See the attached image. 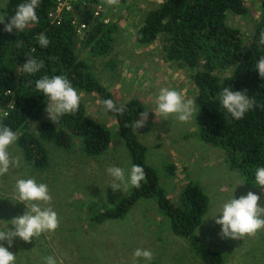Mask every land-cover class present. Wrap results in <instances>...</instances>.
<instances>
[{"label": "trees", "instance_id": "obj_1", "mask_svg": "<svg viewBox=\"0 0 264 264\" xmlns=\"http://www.w3.org/2000/svg\"><path fill=\"white\" fill-rule=\"evenodd\" d=\"M25 0H5L0 15L5 23L15 13L17 5ZM80 18L87 22V29L78 34L69 13L52 21L49 13L55 9V0H40L36 9L38 23H30L24 31H4L0 23V108L4 116L0 124L15 131L16 141L23 158L36 169L49 164L47 144L60 149L71 147L73 134L82 141L88 155L103 153L110 144V129L88 117L80 102L79 110L59 117L57 124L44 118L47 97L36 89V80L48 75H64L76 90L96 92L102 104L112 99L117 106L124 105L123 115L106 110L117 123V134L130 157V165H141L147 182L130 192L105 210L92 211V223L124 217L141 198L156 199L159 210L169 221L171 231L188 240L200 256L202 264H225L223 255L203 246L195 237V230L202 224L208 209L209 196L193 180H188L176 201L170 200L159 183L156 170L146 162V146L141 143L133 127L140 113L147 111L146 104L138 97L119 103L105 85L91 71V64L81 57L85 50L91 57H108L113 45L118 43L121 32L116 19L110 15L105 23L94 15L98 2L104 0H79ZM260 15L253 23L249 42L241 30L229 24L227 13L247 15L245 0H162L148 9L137 27L134 40L138 45H149L160 39L162 58L176 68L189 73L197 94L194 98L197 111L193 134L206 143L221 148L227 163L237 169L247 182L255 183V170L264 167V78L256 68L264 55V45L259 44L264 31V0L260 1ZM76 13V12H75ZM44 33L50 40L42 48L37 40ZM22 47H17V42ZM28 57L44 61V67L35 74L25 73L22 65ZM92 59V58H91ZM115 65L116 61L114 60ZM112 57L104 62L114 67ZM245 92L255 101L253 109L242 119H233L220 104L223 88ZM230 121V122H228ZM35 126L39 132L30 130Z\"/></svg>", "mask_w": 264, "mask_h": 264}, {"label": "rangeland", "instance_id": "obj_2", "mask_svg": "<svg viewBox=\"0 0 264 264\" xmlns=\"http://www.w3.org/2000/svg\"><path fill=\"white\" fill-rule=\"evenodd\" d=\"M4 1L0 0V6ZM161 1L120 0L118 6H105V11L118 21L121 29L117 31L118 43L113 45L108 57L91 59L85 50L81 57L91 64V71L119 103L138 97L146 104L147 120L135 132L146 146V162L156 170L167 197L176 201L188 180L200 185L209 196L203 222L194 233L198 242L219 251L225 264H264V229L258 230L255 236L222 238L221 225L212 217L222 215L218 212L230 198H239L249 191L260 195L259 203L264 205V188L247 182L227 163L221 148L193 134L196 112L187 123L174 115L157 118L153 112L162 88L180 91L185 99L193 101L197 94L189 73L163 60L160 39L149 45H138L134 40L144 13ZM260 1L245 0L249 8L247 15L227 13V22L241 30L245 41L249 42L253 23L260 15ZM78 9L76 14H80ZM111 57L116 65L114 62V67L108 68L104 62ZM77 92L86 115L110 129L109 147L103 153L88 155L82 149L80 136L73 134L69 149L47 144L49 164L43 169H36L25 161L16 142L9 147L10 156L20 157L21 166L10 167L0 177V229L26 211L23 202H14L18 198L15 191L18 178L33 177L48 186L52 195L50 206L60 221L54 232L42 233L31 242L14 238L9 251L16 254L15 264H43L42 258L49 255L57 264H133L136 248L149 249L154 254L148 262L138 258L137 264H202L188 240L171 231L156 199H139L122 219L91 222L92 211L105 210L130 192L131 186L113 191L109 184L114 180L106 169L118 166L127 171L131 165L126 146L117 134L116 119L103 108L100 96L86 90ZM3 116L4 110L0 108V119ZM44 118L51 121L46 111ZM34 128L33 125L29 129L34 131ZM39 203L42 207L49 206ZM7 227L14 228L10 223ZM2 243L8 247L6 241Z\"/></svg>", "mask_w": 264, "mask_h": 264}, {"label": "clouds", "instance_id": "obj_3", "mask_svg": "<svg viewBox=\"0 0 264 264\" xmlns=\"http://www.w3.org/2000/svg\"><path fill=\"white\" fill-rule=\"evenodd\" d=\"M108 6H118L120 0H104ZM40 5V0H25L19 3L15 13L10 16L5 23L4 15H0V23L4 24V31L13 30L24 31L30 23H38L36 9ZM42 48H47L50 44L49 38L41 33L37 37ZM259 44L264 45V31L260 33ZM17 47H22V42H17ZM44 67L43 60L28 57L22 65L25 73L35 74ZM256 68L261 78H264V55L257 61ZM36 89L47 97L46 109L48 117L55 124L58 117L65 114H75L80 107L81 95L72 86L71 82L64 75H54L49 77L44 75L36 80ZM246 92V90H245ZM245 92L234 91L232 88H223L220 94V104L223 109L235 120H240L251 109L255 101L249 98ZM156 108L153 111L156 117L167 119L174 115L177 120L183 123L189 122L193 114L197 111L195 102L192 99H185L182 92L175 89L162 88L156 97ZM103 106L106 110L123 115L125 106L117 104L112 99H105ZM140 119L135 120V129L142 127L147 120L148 111L141 112ZM230 122V121H228ZM35 131L39 132L35 127ZM19 139L18 134L7 125L0 124V177H3L10 167H20V157H12L9 147ZM106 172L113 178L111 185L113 191L127 189L128 187L140 188L141 182H147L146 173L141 165L133 164L129 170L118 166H110ZM242 184V183H241ZM255 184L264 188V167H257L255 170ZM15 191L18 198L14 202H23L26 211L17 217L12 218L9 223L14 228L9 229L6 224L4 229H0V264H15L16 254L9 251L16 237L25 242H31L32 238L40 236L42 233L54 232L59 227V218L56 211L50 206L52 195L45 183H38L35 178H18L15 184ZM260 195L249 191L239 198H230L225 202L218 213L212 216L215 223L221 225L220 235L222 238L241 239L245 235L255 236L258 230L264 229V205L259 203ZM49 205L42 207L41 203ZM6 241L8 247L2 242ZM138 258H143L146 262L154 258V254L149 249L136 248L133 252V264H137ZM43 264H57L56 259L49 255L42 258Z\"/></svg>", "mask_w": 264, "mask_h": 264}, {"label": "built area", "instance_id": "obj_4", "mask_svg": "<svg viewBox=\"0 0 264 264\" xmlns=\"http://www.w3.org/2000/svg\"><path fill=\"white\" fill-rule=\"evenodd\" d=\"M77 4H84V2L81 4L79 0H55V9L54 11H51L49 13V17L52 21L60 20L63 15L69 13L72 17V24H74L76 31L78 34L84 33V31L87 29V22L83 21L81 18H79L78 15H76V6ZM84 6V5H82ZM96 9L94 11L95 16L102 17L103 15V21L107 23L110 20L109 15H105V5L101 2L96 3L95 5Z\"/></svg>", "mask_w": 264, "mask_h": 264}]
</instances>
